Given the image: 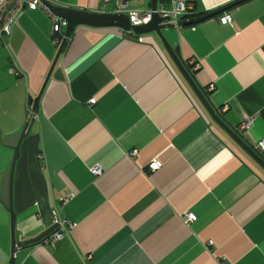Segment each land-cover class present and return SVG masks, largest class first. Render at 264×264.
I'll list each match as a JSON object with an SVG mask.
<instances>
[{"label":"crops","instance_id":"crops-1","mask_svg":"<svg viewBox=\"0 0 264 264\" xmlns=\"http://www.w3.org/2000/svg\"><path fill=\"white\" fill-rule=\"evenodd\" d=\"M47 1L112 14L123 0ZM130 1L151 10L150 0ZM239 1L159 0L158 10L218 12L162 34L189 72L191 60L200 64L191 72L198 86L229 127L248 126L241 134L253 146L264 139V0ZM224 15L233 25L220 23ZM52 21L21 12L0 42V264L12 257L1 187L14 151L3 140L28 122L29 98L63 41ZM127 36L78 27L56 63L17 162L16 236L34 238L55 217L74 228L53 245L18 250L15 264H264V170L210 118L155 33ZM153 161L163 164L156 173ZM187 212L195 223H184Z\"/></svg>","mask_w":264,"mask_h":264},{"label":"water","instance_id":"water-1","mask_svg":"<svg viewBox=\"0 0 264 264\" xmlns=\"http://www.w3.org/2000/svg\"><path fill=\"white\" fill-rule=\"evenodd\" d=\"M158 1L159 0H150L151 10L154 12L153 19L146 25L143 26H132L129 18L126 15H115L110 13H100V12H88L85 10H78L72 8H65L59 6H53L47 0H43L42 3L45 8L52 13L55 17L59 18L65 23V32L63 41L58 47L55 60L50 68V71L47 75V78L44 82V85L36 98H29V106L32 107L33 111L38 114L39 105L42 99L43 93L53 76V71L55 69L56 63L59 57L64 53L68 45V40L74 30L78 27H93V28H117L127 34L132 33L134 36L143 37L155 33L160 40L162 41L165 50L172 59L175 67L178 69L192 92L199 99L200 103L203 105L210 118L217 124V126L222 129L260 168L264 170V157L259 152L255 151L253 146L249 145L245 140L244 136L239 133L237 130L232 129L229 125L219 116L216 109L213 107L210 102L209 97L203 92V90L198 86L196 79L186 68L185 64L175 53L173 48L166 41L165 37L162 34V31L169 29L172 25L167 24L169 18L160 17L156 11L158 10ZM246 0H241L237 3L244 2ZM236 3V4H237ZM220 13V12H219ZM218 14L212 13L210 15L186 20L180 23L181 27L190 26L198 24L206 19L214 17ZM129 39L130 36H127ZM54 79L62 81L64 79L63 72L57 71L54 74ZM35 121L31 120L26 123L21 131L13 133L3 140L4 144L14 151V158L11 164L9 171L3 178L2 182V195L1 203L6 207L10 215V227H11V250L12 257L9 264H15V254L20 249L32 248L41 244L46 243L47 240L57 231L56 226L45 230L40 233L38 236L28 239L26 241H19L16 236V225H17V215L14 211L13 203V188H14V176L17 167V162L21 156V147L23 142L29 137Z\"/></svg>","mask_w":264,"mask_h":264},{"label":"built area","instance_id":"built-area-1","mask_svg":"<svg viewBox=\"0 0 264 264\" xmlns=\"http://www.w3.org/2000/svg\"><path fill=\"white\" fill-rule=\"evenodd\" d=\"M43 0H0V42L4 41L5 37H8L12 33L13 26L17 23L19 15L21 12L25 11H37L43 10L49 13L52 17V34L53 35H60L64 37V26L65 23L60 20L59 18L55 17L50 13L42 3ZM110 0H104V3H108ZM156 13L162 18H169V24L174 25L175 27L179 26V21L182 20H189L195 18V13L193 11L192 6L177 4L172 10L167 11L165 9H159ZM112 14L115 15H126L132 26H143L148 24L153 19L154 12L152 10H139L134 9L131 6L130 0H123L116 3V7L113 10ZM219 21L222 25H233V19L230 15H224L223 17L219 18ZM128 36H132L133 34H127ZM60 37L56 39V44L60 45ZM190 70L193 73H196L200 69V64L195 60L190 61ZM11 74L18 76V70L13 67L10 71ZM95 101H92L94 104ZM227 107H225L221 112H225ZM28 121H36L38 120L37 114L33 111L32 107H28L27 112ZM248 128L247 125H242L237 129L239 133L246 131ZM255 151L262 154L264 157V139L253 145ZM163 164L160 161H153L148 166V171L150 173H156L162 168ZM93 175H101L102 171L98 168L92 169ZM73 199L72 195H67L62 203L66 204L70 200ZM184 223L185 224H193L197 221V217L192 212H187L184 214ZM53 226L57 227V231L50 237L46 243L53 245L58 240L64 238L65 232L74 228L73 225L67 224L65 222H61L58 218H54ZM212 243H210L211 245Z\"/></svg>","mask_w":264,"mask_h":264},{"label":"rangeland","instance_id":"rangeland-1","mask_svg":"<svg viewBox=\"0 0 264 264\" xmlns=\"http://www.w3.org/2000/svg\"><path fill=\"white\" fill-rule=\"evenodd\" d=\"M167 24H169L168 22H167ZM171 25V24H170Z\"/></svg>","mask_w":264,"mask_h":264},{"label":"flooded vegetation","instance_id":"flooded-vegetation-1","mask_svg":"<svg viewBox=\"0 0 264 264\" xmlns=\"http://www.w3.org/2000/svg\"><path fill=\"white\" fill-rule=\"evenodd\" d=\"M191 73V72H190Z\"/></svg>","mask_w":264,"mask_h":264}]
</instances>
